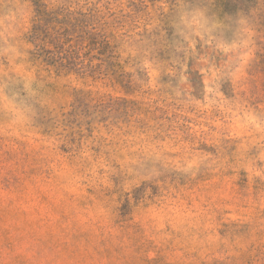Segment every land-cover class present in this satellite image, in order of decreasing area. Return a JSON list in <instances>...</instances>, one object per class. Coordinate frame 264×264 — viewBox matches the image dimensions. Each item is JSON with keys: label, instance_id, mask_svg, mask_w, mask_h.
I'll return each instance as SVG.
<instances>
[{"label": "rangeland", "instance_id": "obj_1", "mask_svg": "<svg viewBox=\"0 0 264 264\" xmlns=\"http://www.w3.org/2000/svg\"><path fill=\"white\" fill-rule=\"evenodd\" d=\"M0 264H264V0H0Z\"/></svg>", "mask_w": 264, "mask_h": 264}]
</instances>
